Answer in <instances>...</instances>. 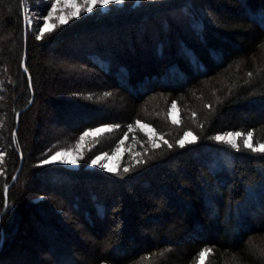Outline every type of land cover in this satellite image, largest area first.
Returning <instances> with one entry per match:
<instances>
[{
	"label": "trees",
	"instance_id": "trees-1",
	"mask_svg": "<svg viewBox=\"0 0 264 264\" xmlns=\"http://www.w3.org/2000/svg\"><path fill=\"white\" fill-rule=\"evenodd\" d=\"M35 2L0 0V264H264V153L210 139L264 140V0H125L41 39ZM137 120L173 147L121 175L41 163Z\"/></svg>",
	"mask_w": 264,
	"mask_h": 264
},
{
	"label": "snow or ice",
	"instance_id": "snow-or-ice-1",
	"mask_svg": "<svg viewBox=\"0 0 264 264\" xmlns=\"http://www.w3.org/2000/svg\"><path fill=\"white\" fill-rule=\"evenodd\" d=\"M61 2L62 0H55V3H51V8L47 12V15L42 17L43 20L42 26L39 25L38 19L35 21L36 29L39 33L36 36V39H41L46 33L48 34L52 33L58 27V25H65L69 23L70 20L79 18L83 13H90L98 7L99 8L107 7L111 3L122 4L125 2V0H63V8L69 9V11L65 12L63 9H60L61 14L55 15L58 11V6L61 4ZM27 11L28 10L26 9V12ZM53 17H55V19L58 21V25L49 23V21L52 20ZM27 23L29 28L31 29L34 25V18L31 15L27 17ZM25 71H27V68H25ZM108 95H110V93H105V96ZM171 108L172 109L176 108V102L172 103ZM172 123L179 124L180 121L173 117ZM136 124L140 126L142 130L148 127V125L142 124L141 121L139 120L136 121ZM119 127H120L119 125H105L103 127L89 129L88 131L83 132L79 137V139L77 140L75 154L73 153V149L71 147L67 149H61L60 151H56L53 155H51L49 159L42 160L41 163L49 164V163L59 162L63 164L75 165L78 164L81 160H86L88 163H90L93 166H98L107 172L121 175L118 166H109L107 163L102 162L111 158L109 157V154L107 152H101L100 154L96 155L94 158L86 157L83 152V142L86 137L89 136L98 137L99 135L105 132H111L114 128H119ZM127 127L129 130L132 129V125H128ZM145 134L149 135L148 133ZM252 136H253L252 131H249L246 136L243 133L237 131V132H225L223 134H217L214 137H210V139H214L217 142L227 144L230 148H233L237 151L240 150V144L237 141L239 139H242L244 148L253 152L264 153V143H258L254 145L252 143ZM126 138H127V133L124 134V139ZM124 139H121L117 144L116 148L112 150L113 156H115L118 152L121 151V146L124 144ZM159 139L163 140V137H160ZM198 139L199 137L196 136L192 131H185L183 133V136L175 141V144L180 148H184L187 144L196 143ZM149 143H151L152 148L154 149L160 147V145L156 143V141L152 139L151 136H149ZM163 143L167 144V147L169 149L173 147V144L169 143L167 140H163ZM90 150L91 149H89V151ZM0 160H2V155H0ZM146 162L147 161H144L143 159H136L133 165L126 166L123 168V173L126 174L132 171L134 167ZM211 251H212L211 249L206 248L199 253L201 264H203V260L205 259L206 256H208L211 253Z\"/></svg>",
	"mask_w": 264,
	"mask_h": 264
},
{
	"label": "rangeland",
	"instance_id": "rangeland-1",
	"mask_svg": "<svg viewBox=\"0 0 264 264\" xmlns=\"http://www.w3.org/2000/svg\"><path fill=\"white\" fill-rule=\"evenodd\" d=\"M38 1H40V2H35L34 4H36L37 6L38 5H41V6L40 7H36V10L30 11L29 5H27V8H26L28 10L27 11V17L29 15H31L34 18V25H33L34 27L36 25L35 21L37 19L39 20V25L40 26L43 25L42 17L47 15V12L51 8V5H50V8L48 7L46 10H44L45 13H42V10H43L42 4H44L46 2V0H38ZM49 3L50 4L51 3H55V0H53L52 2H49ZM119 5H121V3H111L107 7H104V8H99L98 7L96 9H94V10L104 11V10H107L109 7L110 8L111 7L114 8V7H118ZM60 9H63L65 12L69 11V9H64L63 8V0H62L61 4L58 6V11H57V13L55 15H60L61 14ZM54 20H56L55 17H53V19L50 20L49 23L50 24H54ZM173 102H175V101L170 102L169 108H168V115H169V118H170L171 121H172L173 117L176 118L177 120H179V108H178V106L176 104V108L172 109L171 105H172ZM141 123L144 124V125H148V127L142 130L140 128V126H138L136 124V121L133 124H126V126L124 127L125 129H119L120 132H118V134L121 133L119 135V138H116V135H118V134L116 132H113V130H115L116 128H114L111 132H105V133L99 135L98 137H93V136L86 137L84 142H83L84 155L86 157H88V158H94L96 155L100 154L101 152H107L109 154V157H111V158L106 160V161H102V162L103 163H107L109 166H118V168L120 166H126V164L129 163V162L135 161L136 159H138L140 157L144 147H146L147 145L152 146L151 143H149V136H151L152 139H154L156 141V143H158V144L163 142V140H165L163 134L158 132V131H156L149 123H147L145 121H141ZM105 125H111V124H103V125H99V126H95V127L89 128V129H95V128H98V127H103ZM128 125H132V129L131 130L128 129V127H127ZM51 128H53V127H51ZM53 129H55V128H53ZM89 129H87L85 131H88ZM185 131H190V130H185ZM227 132H237V131H227ZM239 132H241V131H239ZM125 133H127V138L126 139H124V134ZM145 133H148L149 135H146ZM183 133L178 139H180L183 136ZM241 133H243L246 136L248 132L247 133L241 132ZM219 134H223V133H219ZM160 137H163V140L159 139ZM121 139H124V144L121 146V151L118 152L115 156H113L112 155V150L116 148L117 144L119 143V141ZM76 142H75L74 145L71 146V148L73 149V153L74 154H75V149H76ZM237 142L239 144L243 145L242 139H239ZM252 143L254 145H256L258 143H264V140H261V141L256 140L255 141V140L252 139ZM109 144H112V145H110V147H108L110 150L106 149V147ZM100 148L101 149L105 148L106 150H102V151L101 150H96V149H100ZM62 149H67V148H62ZM89 149H91V150L89 151ZM60 150L61 149H58L56 151H60ZM91 151H95V153L93 155H87ZM55 152H53L51 155H53ZM137 154H139V155H137ZM50 156H48V158H46V159H49ZM81 162L82 163L85 162L86 163V167H88V168L89 167H94L93 165L88 163L86 160H84V161L81 160L78 164H75V165L63 164V163H59V162H56V163L63 164L65 166H68V167H71V168H76V167H78L80 165ZM80 236L82 237L83 235H80ZM84 237H88V235L84 234ZM206 258H207V256L203 260V264H204V261L206 260ZM197 264H201L200 257H199V259L197 261Z\"/></svg>",
	"mask_w": 264,
	"mask_h": 264
},
{
	"label": "water",
	"instance_id": "water-1",
	"mask_svg": "<svg viewBox=\"0 0 264 264\" xmlns=\"http://www.w3.org/2000/svg\"><path fill=\"white\" fill-rule=\"evenodd\" d=\"M24 58H25V56H23V62H22V64L24 63ZM31 101H32V99L30 100L29 103H31ZM21 164H22V158H21V161H20V166H19L18 170L16 171L15 175L13 176V179H16V178H17V175H18V172H19V170H20ZM3 211H4V210H3ZM2 213H3V212H2ZM1 216H2V214L0 215V218H1Z\"/></svg>",
	"mask_w": 264,
	"mask_h": 264
}]
</instances>
